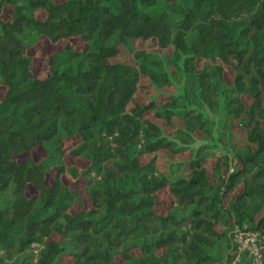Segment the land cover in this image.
<instances>
[{
	"label": "trees",
	"instance_id": "16d2710c",
	"mask_svg": "<svg viewBox=\"0 0 264 264\" xmlns=\"http://www.w3.org/2000/svg\"><path fill=\"white\" fill-rule=\"evenodd\" d=\"M238 229L264 0H0V264H233Z\"/></svg>",
	"mask_w": 264,
	"mask_h": 264
},
{
	"label": "built area",
	"instance_id": "2783aa9c",
	"mask_svg": "<svg viewBox=\"0 0 264 264\" xmlns=\"http://www.w3.org/2000/svg\"><path fill=\"white\" fill-rule=\"evenodd\" d=\"M234 241L238 246L234 264H264V233L238 229ZM243 255L247 262L241 261Z\"/></svg>",
	"mask_w": 264,
	"mask_h": 264
},
{
	"label": "rangeland",
	"instance_id": "374dc122",
	"mask_svg": "<svg viewBox=\"0 0 264 264\" xmlns=\"http://www.w3.org/2000/svg\"><path fill=\"white\" fill-rule=\"evenodd\" d=\"M137 47H139V44L137 43L136 44ZM61 47V45H60ZM57 49H59V46L57 47H53V46H50L47 42L43 41L42 44L40 45V47L38 48V55L37 56H48V54H50L51 52L53 51H56ZM210 117L215 120L217 122V126L220 127V122H221V119L220 118H217L215 117L214 115H211L210 114ZM217 131V130H216ZM217 133V132H216ZM222 149V147H221ZM82 186V185H79V187ZM248 257L246 256L245 258H243L241 261L242 262H247L248 261ZM235 261V260H234ZM234 264V263H233Z\"/></svg>",
	"mask_w": 264,
	"mask_h": 264
}]
</instances>
